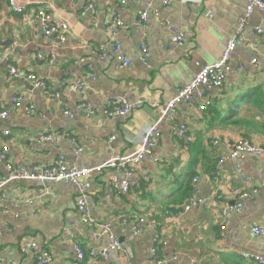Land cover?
<instances>
[{
  "label": "crops",
  "instance_id": "1",
  "mask_svg": "<svg viewBox=\"0 0 264 264\" xmlns=\"http://www.w3.org/2000/svg\"><path fill=\"white\" fill-rule=\"evenodd\" d=\"M15 1L23 13L0 3V109L8 111L0 119V152L8 146L10 163L23 170L50 167L62 157L77 169L91 170L84 179L87 214L95 222L109 221L127 253L113 254L107 261L86 259L81 264H152L151 240L156 233L167 242L157 254L160 264H258L243 254L264 261V239L252 234L254 228L264 229V157L236 160L257 193L242 202L239 213L224 219L219 215L222 201L232 202L230 188L240 185L234 164L224 163L219 180L213 177L218 157L226 155L236 141L245 139L264 148V15L254 10L248 20L224 86L210 92L211 107L202 113L196 107L176 108L175 123L187 127L189 141L179 137L175 125L162 122L161 139L153 151L157 161L143 160L133 169L134 184L118 194L111 178L120 181L123 176L114 170H94L140 146L157 121L159 108L194 78L197 62L212 64L220 59L244 11L243 1L173 0L163 6L154 0L147 7L149 0L125 5L122 0H95L93 18L80 15L78 0ZM41 9L53 20L68 24L65 43L56 45L43 36L36 20ZM143 11L147 18L137 23ZM111 16L127 25L114 37L129 61L127 67L115 66L110 58L99 55V47L111 37ZM256 28L263 34L255 32ZM173 32L183 35L181 45L172 42ZM142 48L148 52V65L141 59ZM252 59L257 60L256 66L250 64ZM10 67L19 78L10 75ZM28 75L40 79L44 89L36 88ZM81 78L85 83L81 92L66 88ZM14 98L20 100L17 110L12 107ZM114 98L141 105L127 116L108 117L104 112ZM83 102L98 114L87 116L79 107ZM30 104L37 108L32 117L24 112ZM43 133L63 137L58 144L39 143L37 137ZM7 175L0 161V182ZM186 190L195 193L200 203L187 214L168 219L167 213H177L187 200L180 197ZM1 194L5 201L0 202V264H28V256L20 252L27 242L48 250L53 264H77L73 243L97 253L106 248L102 232L82 222L75 186L13 180L0 188ZM3 207L11 215L2 214ZM139 217L146 218V223L130 240L124 220ZM66 232L74 235L73 241Z\"/></svg>",
  "mask_w": 264,
  "mask_h": 264
},
{
  "label": "built area",
  "instance_id": "2",
  "mask_svg": "<svg viewBox=\"0 0 264 264\" xmlns=\"http://www.w3.org/2000/svg\"><path fill=\"white\" fill-rule=\"evenodd\" d=\"M6 2L9 9L17 14L23 13V8L17 6L15 0H0L1 2ZM81 9L80 15L93 18L95 16V0H78ZM133 0H122L120 3L125 5L131 3ZM154 0H149L147 7L151 6V2ZM173 0H160L163 6H168ZM244 3V11L239 16L237 27L230 38L226 41L224 45L223 52L220 56V59L212 64H203L196 63L197 72L194 78L183 88L178 89L175 92V96L170 100L165 106L160 107L158 110L157 121L146 131L144 138L141 141L140 146L132 153L113 157L107 160L101 167H98L95 172H101L102 170L109 169L118 172L123 176V180H117L112 177V187L118 193H126L129 188L134 184L131 181L133 176V169L138 166L143 160L150 159L153 162L157 161L156 155L153 153L154 148L158 147L159 141L161 139L159 125L162 122H170L171 124L177 127V134L181 139H184L185 142H188L189 139L186 138L187 127L184 125H177L175 123V117L177 116L176 108L179 105H184L188 108L196 107L199 113L206 111L211 107L212 99L210 97V92L213 90L220 89L224 86L227 75L231 71L230 61L233 57V53L237 44L243 43V33L244 28L248 23V20L251 18L254 10L261 12L264 15V0H242ZM139 22H144L147 18V12L143 11L139 14ZM155 16L158 14L155 12ZM36 20H38L42 26L43 36L49 38L56 45H60L66 42L68 39L69 26L65 22H58L52 19V16L45 11L44 9L38 10L36 15ZM264 24V22H263ZM110 40L99 47V55L102 59L110 58L114 62L115 66L127 67L129 61L126 55L122 51L121 44L114 39L118 30L127 29V25L118 16H111V22L109 26ZM255 32L258 34H263L261 28H256ZM183 41V35L180 32H173L172 42L175 45H181ZM141 59L144 64L148 65V52L145 48H142L140 51ZM41 59V57L39 56ZM251 65L256 66L257 60L252 59L250 61ZM9 73L11 76L19 78V74L16 69L10 67ZM91 77L94 79L93 75ZM86 79L89 76L85 77ZM27 79L36 87L43 88L45 84L40 81L34 75H28ZM85 87L84 80L76 79L74 82H71L66 85V88L71 92H81ZM13 109H19L20 100L18 98L13 99ZM82 110L86 111L87 116H94L98 114L97 109L92 106L85 104L84 102L79 104ZM110 108L104 112V115L108 117H124L133 112L136 108L141 105V102L127 103L125 99L114 98L113 102H109ZM24 112L29 116H34L37 113V108L34 104H30L24 108ZM64 114H68L67 111L63 110ZM8 116V111L0 109V119L3 120ZM5 135H8V132H3ZM62 135L55 133H43L38 135L37 141L39 143H54L58 144ZM8 151V146L4 145L0 152V161L4 163L6 170L8 172L7 178L0 182V188L5 184L13 180H27V181H50V182H62L71 184L77 189V198H76V209L81 214L82 222L88 227H94L102 232V234L107 239L106 248L102 249L97 253L94 249H89L84 251L81 245L73 243V249L75 254V261L77 264H81L84 260L88 259L95 261L97 257L102 261H107L113 254L126 255L127 248L124 243L120 242L119 237L117 236L112 224L109 221L106 222H95L87 214V193L88 184L84 181L91 170L86 168L77 169L73 164L69 163V160L62 157L55 162L50 167H42L40 165L32 166L29 169L23 170L13 167L10 163L6 153ZM80 149L77 151V153ZM246 156H255V157H264V148L260 146L253 145V143L248 142L245 139H240L236 141L232 148L227 152L226 155L219 156L215 165V170L213 173L214 180H219L221 174V167L224 163H233L235 168V178L238 180L239 184L236 187H231L229 194L232 198V202L229 200L222 201L221 211L219 213L221 218H227L230 215L239 213L242 209V202L257 193V189L251 184V179L245 177L244 172L242 171L239 164L236 163L237 159H243ZM196 181V179H194ZM196 187L193 185V192H195ZM217 199H222L221 196H217ZM4 195L1 194L0 202H4ZM200 200L196 198L195 193H192L185 203L181 206L180 210L177 213L168 212V219L173 216H182L187 214L192 209L196 208ZM13 207H17L16 202L12 203ZM2 214L8 216L11 215V211L8 208L3 207ZM16 216V215H15ZM146 223V218L139 217L132 222H126L124 224L129 230L128 238L132 240L137 237L141 231L142 226ZM221 231L225 230L223 226L220 228ZM252 234L256 237L264 239V229L254 228L252 229ZM66 235L73 241L74 235L66 232ZM167 245V242L161 241L160 234L156 233L151 240L150 256L152 258V264H160L161 262L157 259V254L160 248H164ZM20 252L24 256H28V264H53L54 258L52 254L38 246L33 242L24 243ZM245 259L253 260L258 264H264L263 258L259 256H254L252 254H243ZM194 264V263H192Z\"/></svg>",
  "mask_w": 264,
  "mask_h": 264
},
{
  "label": "trees",
  "instance_id": "3",
  "mask_svg": "<svg viewBox=\"0 0 264 264\" xmlns=\"http://www.w3.org/2000/svg\"><path fill=\"white\" fill-rule=\"evenodd\" d=\"M191 195V193L189 194V192L186 190V191H181L180 192V197L183 199L184 197H189Z\"/></svg>",
  "mask_w": 264,
  "mask_h": 264
}]
</instances>
